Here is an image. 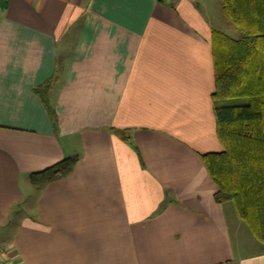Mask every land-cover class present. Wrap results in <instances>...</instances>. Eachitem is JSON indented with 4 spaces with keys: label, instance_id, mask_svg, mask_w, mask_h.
I'll return each mask as SVG.
<instances>
[{
    "label": "crops",
    "instance_id": "crops-1",
    "mask_svg": "<svg viewBox=\"0 0 264 264\" xmlns=\"http://www.w3.org/2000/svg\"><path fill=\"white\" fill-rule=\"evenodd\" d=\"M214 6L0 0L6 264H264L202 158L223 149ZM66 158V174L32 181Z\"/></svg>",
    "mask_w": 264,
    "mask_h": 264
},
{
    "label": "trees",
    "instance_id": "trees-1",
    "mask_svg": "<svg viewBox=\"0 0 264 264\" xmlns=\"http://www.w3.org/2000/svg\"><path fill=\"white\" fill-rule=\"evenodd\" d=\"M219 2L231 32L214 30L212 36L216 134L223 149L202 158L217 186L216 201H231L264 248V0ZM44 101L55 125V110ZM74 162L66 158L31 179H57Z\"/></svg>",
    "mask_w": 264,
    "mask_h": 264
},
{
    "label": "rangeland",
    "instance_id": "rangeland-1",
    "mask_svg": "<svg viewBox=\"0 0 264 264\" xmlns=\"http://www.w3.org/2000/svg\"><path fill=\"white\" fill-rule=\"evenodd\" d=\"M216 9H217V12H218V14H220V15H222V11H221V8H220V6H214ZM224 21H225V29L224 30H220V31H224V32H226V33H231L230 32V29H229V26H228V24H227V22H226V20H225V18H224ZM241 99V98H240ZM224 205L226 206V208H228L229 209V211L230 212H234L235 211V213H236V210H235V207H234V204L231 202V201H228V202H224ZM250 232V231H249ZM251 233V232H250ZM252 235V234H251ZM252 237H253V235H252ZM6 250H5V255H6Z\"/></svg>",
    "mask_w": 264,
    "mask_h": 264
},
{
    "label": "built area",
    "instance_id": "built-area-1",
    "mask_svg": "<svg viewBox=\"0 0 264 264\" xmlns=\"http://www.w3.org/2000/svg\"><path fill=\"white\" fill-rule=\"evenodd\" d=\"M166 1H172V0H166ZM5 251L0 249V264H6L5 261ZM217 264H231L230 262L226 261V262H221V263H217Z\"/></svg>",
    "mask_w": 264,
    "mask_h": 264
}]
</instances>
